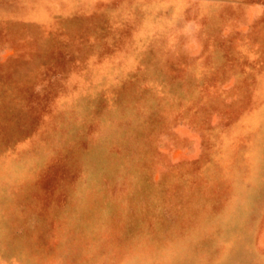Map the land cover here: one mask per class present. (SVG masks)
Listing matches in <instances>:
<instances>
[{
    "label": "rangeland",
    "instance_id": "rangeland-1",
    "mask_svg": "<svg viewBox=\"0 0 264 264\" xmlns=\"http://www.w3.org/2000/svg\"><path fill=\"white\" fill-rule=\"evenodd\" d=\"M0 264H264V0H0Z\"/></svg>",
    "mask_w": 264,
    "mask_h": 264
}]
</instances>
